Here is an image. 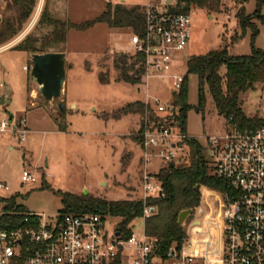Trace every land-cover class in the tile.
<instances>
[{
    "label": "rangeland",
    "instance_id": "obj_1",
    "mask_svg": "<svg viewBox=\"0 0 264 264\" xmlns=\"http://www.w3.org/2000/svg\"><path fill=\"white\" fill-rule=\"evenodd\" d=\"M257 2L228 0L223 3L220 13L192 7V38L188 48L177 58V69L187 72V63L192 57L210 52L227 50L230 56L236 57L251 55L253 49L264 51L261 21L250 20L245 30L241 25V17L253 15ZM109 3L133 7L145 5L147 0H38L33 15L19 34L0 45V94L5 95L2 114L8 116L10 113L17 122L25 121L26 125L21 128L28 131L23 143H19L18 135L1 137L0 180L10 187L7 195L16 194L14 205L23 212L54 218L65 210V193L92 196L108 202L145 199L141 133L145 130L147 118L140 114L114 118L128 104H145L147 101L145 81L142 79L137 85L119 81V72L114 67V60L120 53L134 56L133 33L96 24L84 32L71 30L65 43L51 46L49 52L67 55V72L62 97L50 102L42 98L39 87L31 80L32 55L14 49L28 35L37 39L40 46L51 33L52 27L38 23L45 8L50 10L53 18L81 24L99 17ZM19 15L14 0H0V32ZM251 24L259 31L254 43L251 42ZM225 72L223 69L221 74L225 76ZM100 77L109 78L110 83L102 84ZM187 91L190 106L187 134L199 142L208 163L211 152L205 137L224 131L227 119L218 115L207 87L204 89L205 104L200 108L198 76L187 75ZM150 94L159 97L164 104H174L166 80L153 81ZM61 100L66 105L62 116L58 110ZM240 102L246 116L264 119V84H257L255 90L243 94ZM73 103L78 109L75 105L72 107ZM63 128L66 131H61ZM10 146L13 150H9ZM161 166L163 163L156 159L153 172ZM35 167L39 168L38 182L23 184L22 172L33 171ZM203 192L200 189V206L182 225L187 232L194 220L200 222L204 219L208 223L202 207ZM212 201L209 200L211 204ZM3 206L0 203V213ZM104 218L110 233L122 222L121 218L111 215ZM144 229L142 219H136L129 226L135 234L143 233ZM209 251H216L214 245ZM123 264H132V261L126 259ZM214 264L221 262L214 261Z\"/></svg>",
    "mask_w": 264,
    "mask_h": 264
},
{
    "label": "built area",
    "instance_id": "obj_2",
    "mask_svg": "<svg viewBox=\"0 0 264 264\" xmlns=\"http://www.w3.org/2000/svg\"><path fill=\"white\" fill-rule=\"evenodd\" d=\"M143 8L144 33L133 34L131 43L134 56L141 54L145 58V105L159 119L156 123L146 117L141 133L142 191L146 202L147 197L162 194L163 182L156 172L179 164L188 150L186 139L192 138L180 128L179 109L153 97L150 85L153 81H168L172 97L182 90L187 72H180L176 62L191 42L193 22L191 12L181 10L180 0H147ZM3 96L0 94V139L18 135L19 143H23L28 131L21 126L26 122H17L15 117L10 122V116L2 114ZM205 139L211 152L210 173L225 183L226 190L208 188L218 208L211 210L208 223L204 219L190 223L188 239L181 249L174 244L165 255L159 254L157 241L148 237L145 229L127 239L121 233L116 235L117 228L107 232L105 215L98 213H60L49 218L18 212L15 205L14 212H8L16 194L7 195L10 187L0 180V203L4 205L0 218H15L6 224L8 227L0 226V264H123L126 259L132 264H210V260L212 264H264V127L245 129L231 118L224 131ZM156 159L163 166L153 172ZM38 171V167L24 170L22 183L38 182ZM150 215L145 206L141 218L144 226ZM209 223L213 232L219 230L221 243L213 253L209 251L214 245L213 236L205 231Z\"/></svg>",
    "mask_w": 264,
    "mask_h": 264
},
{
    "label": "trees",
    "instance_id": "obj_3",
    "mask_svg": "<svg viewBox=\"0 0 264 264\" xmlns=\"http://www.w3.org/2000/svg\"><path fill=\"white\" fill-rule=\"evenodd\" d=\"M228 0H180V8L183 12L190 13L192 7L220 13L223 3ZM243 2L246 0H242ZM38 4V0H14V5L19 8L20 15L13 22L9 21L0 32V45L16 37L22 30L23 25L31 18ZM264 0H258L257 9L253 15L241 17V25L244 30L250 20L258 19L264 26ZM40 25L52 27L51 33L45 37L43 43L31 35L25 37L14 49L26 52L29 55L49 53L53 45L63 44L71 30L84 32L96 24H106L110 29L129 30L133 34L143 35L145 15L143 6L127 7L124 4L112 5L109 3L106 10L96 19L81 24L62 21L50 16L45 8L39 18ZM16 25L18 28H16ZM2 24L0 23V28ZM252 27L251 42L254 43L258 35V29ZM249 27V28H250ZM144 56L137 54L129 56L120 53L114 60V67L119 72V81L131 85L140 84L144 74ZM187 73L182 90L174 95V107L179 109L178 121L183 133L187 134L188 105L187 75L198 76L200 85V108L205 104V87L214 101L218 115L228 119L233 118L245 129H257L264 127V119L246 116L241 107L240 98L243 94L255 90L257 84H264V51L255 50L247 56H230L227 50L210 52L207 55L192 57L187 63ZM225 69V76L221 74ZM102 84H109V78L100 77ZM198 109L199 111L202 109ZM128 114H140L148 117L149 121L159 122L149 107L143 103H130L122 108L114 118L119 119ZM144 124V123H143ZM66 131V128L61 129ZM188 150L182 158V163L171 167L168 166L159 174L163 182L162 194L151 197L146 202L116 201L108 202L92 196H77L65 193L63 213H98L111 215L122 219L117 227L121 236L127 239L132 232L129 226L136 220L141 219L145 206L151 211L150 217L145 220V233L148 237L157 241L158 253L165 255L174 245L181 249L188 239L187 230L179 225L180 213L185 210L194 211L200 206L201 194L196 192L197 186L209 189L225 191L226 185L221 180L213 177L210 168L203 155V148L199 142L192 138L186 139ZM208 193L209 191H204ZM15 197L10 201L8 212H14ZM16 211H20L18 208ZM15 218L7 215L0 218V226Z\"/></svg>",
    "mask_w": 264,
    "mask_h": 264
},
{
    "label": "water",
    "instance_id": "obj_4",
    "mask_svg": "<svg viewBox=\"0 0 264 264\" xmlns=\"http://www.w3.org/2000/svg\"><path fill=\"white\" fill-rule=\"evenodd\" d=\"M32 69L31 80L39 87V92L45 101L59 99L63 95L66 72L67 55L65 53L49 52L45 54H33L31 56ZM3 96L2 104H4ZM66 109L64 100L58 105L59 115L62 116ZM10 122L13 121V114H10ZM173 167V164L170 165ZM201 186H197L195 191L200 192ZM192 210L183 211L179 216V225H184L186 219L191 216ZM117 236L120 232L117 228Z\"/></svg>",
    "mask_w": 264,
    "mask_h": 264
},
{
    "label": "crops",
    "instance_id": "obj_5",
    "mask_svg": "<svg viewBox=\"0 0 264 264\" xmlns=\"http://www.w3.org/2000/svg\"><path fill=\"white\" fill-rule=\"evenodd\" d=\"M138 6V5H137ZM141 6H144V5H141ZM241 7V6H240ZM50 10H48V12H49ZM50 13V15H51V12H49ZM55 19H58V18H55ZM58 20H61V19H58ZM111 30H119V29H111ZM76 106V108L78 109V105L77 104H75V103H73L72 104V107L73 106ZM122 123H123V120H122ZM194 138V137H193ZM9 150H13V147H9ZM201 191H210L208 188H206V187H201ZM203 197H204V201H202L203 203H202V207H203V209H204V212H205V217L206 218H208V216H209V214L211 213V210L213 209V208H218V204L215 206V205H213L214 203H213V201H212V204L209 202V200L210 199H214L215 197H213V196H211V192H208V193H206V192H203ZM205 231L209 234V235H211L212 234V236H213V242H214V247H215V249H216V251H218L219 250V248H220V246H221V243H220V239H219V230H215L214 232H213V230H212V227H211V225H210V223H209V226L208 227H206L205 228ZM215 258V257H214Z\"/></svg>",
    "mask_w": 264,
    "mask_h": 264
},
{
    "label": "bare ground",
    "instance_id": "obj_6",
    "mask_svg": "<svg viewBox=\"0 0 264 264\" xmlns=\"http://www.w3.org/2000/svg\"><path fill=\"white\" fill-rule=\"evenodd\" d=\"M41 6V5H40Z\"/></svg>",
    "mask_w": 264,
    "mask_h": 264
}]
</instances>
